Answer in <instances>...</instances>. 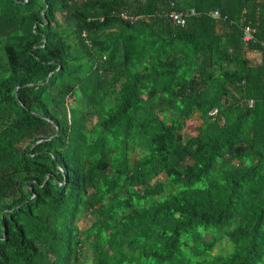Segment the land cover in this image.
<instances>
[{
    "label": "trees",
    "instance_id": "obj_1",
    "mask_svg": "<svg viewBox=\"0 0 264 264\" xmlns=\"http://www.w3.org/2000/svg\"><path fill=\"white\" fill-rule=\"evenodd\" d=\"M0 264H264V0H0Z\"/></svg>",
    "mask_w": 264,
    "mask_h": 264
},
{
    "label": "built area",
    "instance_id": "obj_2",
    "mask_svg": "<svg viewBox=\"0 0 264 264\" xmlns=\"http://www.w3.org/2000/svg\"><path fill=\"white\" fill-rule=\"evenodd\" d=\"M191 12H192V10H191ZM188 14H189L188 12L182 13V12L171 11L167 15V19L174 21V22H181L183 20V16H188ZM213 16L215 18H219V14L217 12H214ZM251 38L252 37L249 34L248 28H245L243 31V35H242V41L248 42L251 40Z\"/></svg>",
    "mask_w": 264,
    "mask_h": 264
},
{
    "label": "rangeland",
    "instance_id": "obj_3",
    "mask_svg": "<svg viewBox=\"0 0 264 264\" xmlns=\"http://www.w3.org/2000/svg\"><path fill=\"white\" fill-rule=\"evenodd\" d=\"M58 18H60L58 16ZM199 123V120L198 118L194 115L192 119L188 120L186 122L187 126H186V130L185 132L187 131L189 134L193 135V134H196L195 132V126L198 125ZM90 221L88 218H85L84 220H81L78 224L81 226V227H87V225H89Z\"/></svg>",
    "mask_w": 264,
    "mask_h": 264
}]
</instances>
